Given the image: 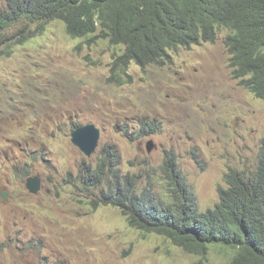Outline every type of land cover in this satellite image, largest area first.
I'll return each mask as SVG.
<instances>
[{
    "label": "rangeland",
    "instance_id": "rangeland-1",
    "mask_svg": "<svg viewBox=\"0 0 264 264\" xmlns=\"http://www.w3.org/2000/svg\"><path fill=\"white\" fill-rule=\"evenodd\" d=\"M26 25L8 28L0 44V50L12 47L0 55V191L9 195L8 203L0 197V264H229L232 249L210 245L204 258L188 254L132 227L120 209L96 207L91 202L100 200L110 176L87 189L80 175L93 172L111 147L123 178L169 200L163 165L175 156L206 211L218 202L229 167L253 170L264 138V101L232 77L222 39L172 51L163 67L133 63L132 79L120 84L111 69L123 47L72 38L62 21L19 42ZM51 84L58 96L48 92ZM144 122L153 132L140 136ZM91 123L101 138L88 157L71 140L78 126ZM30 176L42 178L37 194L26 187Z\"/></svg>",
    "mask_w": 264,
    "mask_h": 264
},
{
    "label": "trees",
    "instance_id": "trees-1",
    "mask_svg": "<svg viewBox=\"0 0 264 264\" xmlns=\"http://www.w3.org/2000/svg\"><path fill=\"white\" fill-rule=\"evenodd\" d=\"M213 1L228 13L226 23L212 22L213 8L199 7L198 0H0V44L4 32L20 22L27 24L18 34L19 42H25L50 23L62 21L71 37L94 35L93 40H108L123 47L115 66L126 68L132 62L141 67L164 64L170 56L168 50L176 43L194 40L197 31L211 41L222 25L236 30L239 41L245 33L264 31V5L258 0ZM11 51L12 47L3 48L0 55ZM231 67L234 78L242 79L256 96L264 98V51L256 54L252 45L240 44ZM148 126H143L142 136L153 132L146 130ZM262 148L251 174L250 170L230 168L226 175L229 186L220 189L218 205L205 212L199 211L193 193L182 189L187 184L172 157V163H167L168 157L163 165L170 180L169 200L158 198L150 189H138L135 181L123 178L111 147L93 172L80 175L87 189L101 186L109 175V185L101 190L100 200L91 203L120 209L136 229L164 236L186 253L202 258L210 245H219L233 250L229 264H264Z\"/></svg>",
    "mask_w": 264,
    "mask_h": 264
},
{
    "label": "clouds",
    "instance_id": "clouds-1",
    "mask_svg": "<svg viewBox=\"0 0 264 264\" xmlns=\"http://www.w3.org/2000/svg\"><path fill=\"white\" fill-rule=\"evenodd\" d=\"M262 5H264V0H258ZM197 4H198V6L199 7H201V8H203V5H205V6H207V7H210V8H213L212 10H211V15L210 16H212L211 18V21L212 22H214V23H216V24H218V23H221V24H224V23H226L227 22V19H228V13L219 5V4H217L216 2H214L213 0H198V2H197ZM56 22V21H55ZM64 23V22H63ZM48 27V26H47ZM46 27V28H47ZM45 31V30H44ZM43 31V32H44ZM70 36V35H69ZM230 36H232L231 37V39H229V37ZM71 37V36H70ZM94 37V35H90V36H88L87 38H84V37H82L83 39H89V42L90 43H95V42H97L98 40H102V39H97V40H93L92 38ZM72 38H74V37H72ZM77 38H81V37H77ZM222 39V41H223V43H224V45H225V48H226V52H227V55H228V58H227V61H228V67H229V69H230V72H231V75H232V77L234 78V75H233V68L231 67V60L232 59H235L236 57H237V51H238V47H239V45L240 44H246V45H252V48H253V51L257 54V53H259V52H261V51H264V31H261V32H253V33H245V35H244V38H243V41H239L238 40V38H237V35H236V30H234L233 28H231V27H229V26H225V25H222V26H220L217 30H216V38H215V40L214 41H211V40H204L203 39V35H202V33L201 32H196V34L194 35V40H191L189 43H181V42H179V43H176V47H174V48H172V49H169L168 50V52H169V54H170V56H169V59H167L166 61H165V63L164 64H158V63H154V64H150V65H147L146 67H148V66H151V65H155V66H157V65H160V66H166L167 65V63L169 62V61H171L172 60V54H171V52L172 51H177L179 48H185V49H191V48H193L194 46H199V45H202L203 43H210V44H214V43H216L219 39ZM30 39V38H29ZM28 39V40H29ZM106 41H108V40H106ZM110 43V42H109ZM111 44V43H110ZM115 46V45H114ZM123 53V52H122ZM122 53H117V56H116V58L114 59V61H113V64H112V69H111V80L113 81V83H120V84H126V83H129L130 82V80L132 79V75L129 73V70H130V67H131V65L133 64V63H135V62H132L128 67H126V68H119V67H116L115 66V63H116V61H117V57L120 55V54H122ZM137 66H139L137 63H135ZM259 65V64H258ZM115 67V69L113 70V68ZM139 67H141V66H139ZM146 67H141V68H146ZM124 72H125V75H123L124 74ZM113 73V74H112ZM234 79H236V78H234ZM117 80H119V81H117ZM236 80H238L239 81V83L242 85V86H244L246 89H248L256 98H258V99H261V100H263L264 101V98H262V97H258V96H256L251 90H250V88H248L245 84H243L242 83V79H236ZM34 82L33 81H30L29 83H28V88H29V91L28 92H30V91H33V90H31L30 89V87H29V85L31 84H33ZM47 89H48V92L50 91V88H53V89H55L56 91L54 92V94L53 95H56V96H58L59 95V92L57 91V89L53 86V84H51V85H49V86H47L46 87ZM18 91H17V89L15 90V91H12V93H11V95H10V97H9V102L11 103V105L13 106V101L15 100V101H19V97H16V93H17ZM48 96V95H47ZM46 96V97H47ZM50 98H54V97H50ZM91 124H93V125H95L96 127H97V125L96 124H94V123H91ZM85 125H89V124H85ZM85 125H80V126H78L76 129H78L79 127H82V126H85ZM146 125H148L146 122H144L143 123V125H142V129L144 130V128H143V126H146ZM150 126H148L147 128H146V130H148V131H150L151 132V130H150V128H149ZM98 129H100L99 127H97ZM75 129V130H76ZM74 130V131H75ZM73 131V132H74ZM72 132V133H73ZM100 132H101V129H100ZM150 134H152V133H150ZM149 135V134H148ZM140 136H142L141 135V133H140ZM144 136V135H143ZM100 138H101V136H100ZM72 141V140H71ZM149 141H153V140H149ZM148 141V142H149ZM99 142H100V140H99ZM154 142V141H153ZM72 143L74 144V142L72 141ZM77 148H79V150L84 154V155H86L82 150H81V148L79 147V146H77L76 144H74ZM147 145H148V143H147ZM261 145H262V147H264V138L262 139V141H261ZM98 146H99V144H98ZM261 147V150H260V152H259V154H258V158H257V165H258V162H259V159H260V156H261V154H262V151H263V148ZM98 148V147H97ZM97 148H96V150H97ZM105 149H108V148H105ZM155 149V147L153 148V150ZM152 150V151H153ZM147 151H148V148H147ZM96 152V151H95ZM94 152V153H95ZM93 153V154H94ZM148 153H151V152H149L148 151ZM92 154V155H93ZM87 156V155H86ZM88 157H91V156H88ZM169 157V158H168ZM170 157H172L173 159H174V161H175V158H174V156H170V155H167V158H168V161H167V163H172V160L170 159ZM166 158V159H167ZM195 160H196V162L198 163V166L202 169V170H204L205 169V167H204V163H203V161L202 160H200L199 159V156L198 155H195L194 157H193ZM166 161V160H165ZM176 164V163H175ZM257 165H256V167H257ZM178 168V167H177ZM230 168H232L233 170H235V171H239V172H243L244 170H249V169H236V168H234V167H229V170H230ZM255 169V168H254ZM253 169V170H254ZM229 170L228 171H226V173H225V175H224V178H223V182H224V185H221V186H219L218 187V193H219V200H218V202L212 207V208H210V209H214L217 205H218V203H219V201H220V199H221V194H220V189L221 188H223V189H225V188H227L229 185H228V183H227V181H226V175L229 173ZM253 170H250L249 171V174H251V171H253ZM179 171H180V173H181V175H182V177H183V179H184V182L187 184V186L186 187H182V189L184 190V189H186V188H188V192H191V193H193V195H194V197H195V200H196V203H197V198H196V194H195V191L192 189V187L190 186V185H188V183L186 182V180H185V177H184V174L182 173V171L179 169ZM165 172V171H164ZM166 173V172H165ZM166 175H167V173H166ZM168 176V175H167ZM168 178H169V176H168ZM28 179V178H27ZM27 181V180H26ZM28 189V188H27ZM197 206H198V203H197ZM198 209H199V207H198ZM209 210V209H208ZM200 211V210H199ZM207 211V210H206ZM201 212H205V211H201Z\"/></svg>",
    "mask_w": 264,
    "mask_h": 264
},
{
    "label": "water",
    "instance_id": "water-1",
    "mask_svg": "<svg viewBox=\"0 0 264 264\" xmlns=\"http://www.w3.org/2000/svg\"><path fill=\"white\" fill-rule=\"evenodd\" d=\"M101 132L95 125L89 124L79 127L72 133V141L79 146L81 150L87 155L92 156L96 151L100 140ZM155 144L149 141L147 148L152 152ZM26 187L31 193L37 194L42 188V178L40 176H30L26 181ZM0 197L3 198L4 203L9 202V195L7 190L0 191Z\"/></svg>",
    "mask_w": 264,
    "mask_h": 264
}]
</instances>
